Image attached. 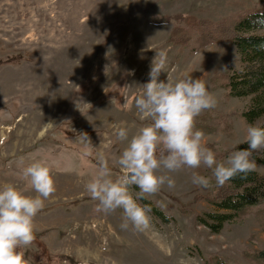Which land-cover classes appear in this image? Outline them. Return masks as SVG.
Here are the masks:
<instances>
[{
    "label": "rangeland",
    "instance_id": "rangeland-1",
    "mask_svg": "<svg viewBox=\"0 0 264 264\" xmlns=\"http://www.w3.org/2000/svg\"><path fill=\"white\" fill-rule=\"evenodd\" d=\"M262 2L0 0V188L13 184L34 196L22 170L35 160L47 164L56 185L35 218V241L18 249L27 264H264V204L251 207L219 232L200 222L215 207L196 198L207 191L192 183V173L212 177L210 169H161L175 187L165 185L148 198L167 218L150 212L152 227L143 233L121 228V209L97 211L98 202L85 189L89 177L74 170L97 169L103 155L112 178L122 175L120 155L151 122L134 102L161 50L167 51V66L160 79L191 74L216 96L217 106L200 114L196 127L209 129L204 132L206 146L217 161L239 150L247 127H261L264 116L250 122L242 114L252 107V96H229L222 73L228 70L239 80L259 63L250 66L235 47L211 44L194 52L169 37L174 25L181 24L178 16L222 21ZM249 34L262 36L264 31L255 28ZM121 127L128 130V140L118 139ZM81 133L92 141L87 152ZM252 159L264 175V150L253 152ZM214 186L213 178L210 189ZM130 192L135 197L139 188L132 186Z\"/></svg>",
    "mask_w": 264,
    "mask_h": 264
},
{
    "label": "clouds",
    "instance_id": "clouds-1",
    "mask_svg": "<svg viewBox=\"0 0 264 264\" xmlns=\"http://www.w3.org/2000/svg\"><path fill=\"white\" fill-rule=\"evenodd\" d=\"M253 24L264 31V19ZM264 50V44L257 46ZM167 66V51L156 52L150 66L149 81L143 84V93L135 99L139 114L151 122L133 135L118 159L122 175L112 178L107 159L101 155L96 174L85 185L90 198L98 202L97 211L106 214L117 209L123 211L121 228L129 227L143 233L152 227L150 209L138 201L154 195L165 185L172 189L175 180L167 173L182 169H210L212 177L192 173V183L198 187L217 188L229 180L257 170L253 152L264 150V127L249 125L244 142L249 147L233 151L224 162H218L216 153L206 146V134L196 127V118L217 106L218 100L208 90L203 79L183 74L178 79H160ZM130 74H134V71ZM83 114V113H82ZM84 115V114H83ZM121 141L128 140V130L117 131ZM79 140L89 151L92 141L87 133ZM22 178L36 193L26 195L13 184L0 188V264H27L18 249L31 247L36 239L34 221L45 208V201L56 192L50 168L35 160L22 170ZM136 186L135 197L130 188Z\"/></svg>",
    "mask_w": 264,
    "mask_h": 264
},
{
    "label": "trees",
    "instance_id": "trees-1",
    "mask_svg": "<svg viewBox=\"0 0 264 264\" xmlns=\"http://www.w3.org/2000/svg\"><path fill=\"white\" fill-rule=\"evenodd\" d=\"M257 19H264V0L256 9L222 21L194 15L178 16L177 22L181 21V24L178 22L174 25L169 37V40L174 44L189 47L194 52L211 44H216L219 48L235 47L244 62L249 63L250 66L259 63L258 67L248 69L247 75L240 77L239 80L228 70L222 73V77H224L222 84L228 90L229 96H252V107L242 112L250 122L264 116V50L257 47L264 44V35L250 36L249 34L252 29L257 28L253 24V21ZM196 125H198V121H196ZM261 127H264V123ZM202 131L206 132L209 129L205 128ZM248 147L247 143L236 146L239 150ZM80 169V167L74 168L80 172L79 174L88 176V180L93 178L97 170L96 167H93L92 170L85 173ZM206 191L205 197L198 196L196 198L198 200L206 198L212 203L215 210L204 212L200 217V222L212 232H219L226 223L233 222L246 214L251 207L264 204V175L254 171L246 177L237 176L229 180L223 187L214 186L213 189L207 188ZM140 200L154 215L167 218L151 199L147 197ZM215 262L223 264L219 260Z\"/></svg>",
    "mask_w": 264,
    "mask_h": 264
}]
</instances>
